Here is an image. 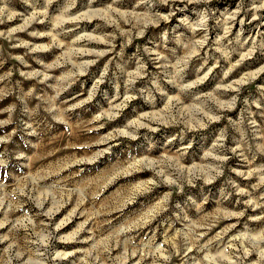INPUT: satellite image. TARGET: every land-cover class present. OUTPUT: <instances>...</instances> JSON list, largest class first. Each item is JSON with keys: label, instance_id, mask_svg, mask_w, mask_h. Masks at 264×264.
<instances>
[{"label": "rangeland", "instance_id": "1", "mask_svg": "<svg viewBox=\"0 0 264 264\" xmlns=\"http://www.w3.org/2000/svg\"><path fill=\"white\" fill-rule=\"evenodd\" d=\"M0 264H264V0H0Z\"/></svg>", "mask_w": 264, "mask_h": 264}, {"label": "bare ground", "instance_id": "2", "mask_svg": "<svg viewBox=\"0 0 264 264\" xmlns=\"http://www.w3.org/2000/svg\"><path fill=\"white\" fill-rule=\"evenodd\" d=\"M89 4V3H88ZM260 6H262L261 4H260ZM253 9V8H252ZM255 9V8H254ZM58 256V255H57Z\"/></svg>", "mask_w": 264, "mask_h": 264}]
</instances>
